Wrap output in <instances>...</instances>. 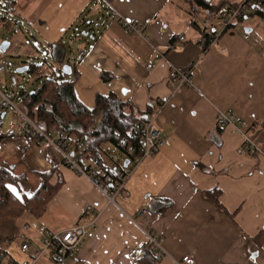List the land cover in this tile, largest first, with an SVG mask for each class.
Returning a JSON list of instances; mask_svg holds the SVG:
<instances>
[{"label":"crops","instance_id":"crops-1","mask_svg":"<svg viewBox=\"0 0 264 264\" xmlns=\"http://www.w3.org/2000/svg\"><path fill=\"white\" fill-rule=\"evenodd\" d=\"M110 2L114 13L101 0H15L16 28L30 37L37 35L46 56L28 40L29 47L14 58L21 65L41 59L42 69L57 70L60 65L50 59V45L64 42L78 24L81 32L68 37L70 44L83 43L77 57L65 46L70 52L66 62L79 74L75 82L79 100L91 108L96 93L113 92L128 100L134 111L144 112L149 104L144 118L154 117L165 141L141 159L115 203H109L92 181L59 164L43 148L29 147L28 134L17 140L3 138L0 166L24 175L7 184L22 203L40 186L38 172L54 168L50 182L60 177L63 184L36 220L0 210V239L15 237L0 245L25 261L20 245L28 240L39 244L40 226L62 230L93 220V236L75 259L44 264H135L138 259H130L127 252L145 240L146 231L160 234L171 256L192 254L195 264H264V242L259 245L254 239L264 235V30L244 16L237 27V22L226 29L224 22L212 23L208 35V28L190 23L194 14H200V26L208 18L206 12L187 0ZM210 2L228 5L241 0ZM120 17L136 22L146 39L127 30ZM149 62L151 69L146 67ZM174 67H190V84L177 86L169 76ZM101 71L113 78L103 82ZM227 109L246 123L242 130L218 126V112ZM245 134L260 150L248 151ZM215 188L221 191V206L204 193ZM157 197L168 198L172 207L162 214L150 212L149 203ZM154 264L172 261L164 257Z\"/></svg>","mask_w":264,"mask_h":264},{"label":"trees","instance_id":"trees-1","mask_svg":"<svg viewBox=\"0 0 264 264\" xmlns=\"http://www.w3.org/2000/svg\"><path fill=\"white\" fill-rule=\"evenodd\" d=\"M187 1L204 10L206 17L215 15L218 8L224 5V2L213 3L210 0ZM255 2L260 4L251 6L248 9H240L235 21L243 20L244 16H257L264 19V0H255ZM13 4L14 1L9 2L11 8ZM237 5L228 4L231 8H235ZM190 23L197 29L198 27L208 28V35L212 34L210 32L213 26L212 23L206 26L201 23L199 26L196 17ZM233 24L234 22L228 25L225 24V29ZM66 49L65 43L61 39L50 45L49 55L54 62L60 65L57 68L59 75L52 72V75H49L38 87L26 95L24 104L21 107L26 115L32 121L41 125L45 131L50 132L52 129H57L60 133L67 136L68 140L80 138L82 132L91 127L90 136L86 140H82L85 158L81 163L85 164L86 161H91L100 171L107 172L109 167L104 166L103 162L111 159L112 153H116L125 158V160H129V168L133 167L143 153V126L147 120L144 118V113L151 110V105L148 104L144 112L134 111L132 104L128 100H122L115 93L109 92L106 95L96 93L93 107L85 106L75 92V82L79 76L76 67H72L71 75L64 74L61 71V64L67 54ZM42 66H35V63L31 62L27 71L40 75ZM99 76L103 82H109L113 78V75L105 71H101ZM127 107H130V110ZM140 126H142V129H139ZM5 137H7L6 133H0V141ZM101 145L105 147L104 151L99 149ZM130 150L131 152L129 153ZM54 172V168L46 172H38L37 174L41 179L40 186L32 195L25 197V202L22 203L9 190L7 184L17 183L24 179V175H13L9 170L0 166V210L10 211L19 218L24 214L30 215L34 220L41 217L46 211L48 203L63 184V180L60 177L56 183L50 182ZM127 178L128 176L123 173L121 180L124 179V184ZM204 193L215 204L221 206L218 201L221 191L218 188L206 190ZM171 207V200L157 197L150 201L148 209L154 214H162ZM14 239V236L9 235L4 239H0V243L9 244ZM254 239L257 244L261 245L264 242V235L258 234ZM0 250L5 251L1 245ZM155 262L152 254L145 253L135 261V264H154ZM0 264H4V260H0Z\"/></svg>","mask_w":264,"mask_h":264},{"label":"built area","instance_id":"built-area-1","mask_svg":"<svg viewBox=\"0 0 264 264\" xmlns=\"http://www.w3.org/2000/svg\"><path fill=\"white\" fill-rule=\"evenodd\" d=\"M10 1L15 0H0V15H4V20L14 23V14L12 8L9 6ZM101 1L106 5L109 11L112 13L116 12L110 0ZM256 4L260 3L255 2V0H241L235 8H231L224 4L218 8L215 15L203 21L202 25L206 26L212 23L214 17L222 19L226 25L231 24L234 22L240 9H248ZM119 21L127 30L135 32L143 38L146 37L143 29L136 22L121 17ZM27 35V33L17 28L12 38L7 39L10 41L9 47L4 52L0 50L2 52L0 58V74L6 69L5 63L2 61L3 58L17 57L20 55V50L29 47ZM179 39L183 40L184 37L180 36ZM261 55L264 58V49L261 50ZM146 67L147 69H151L153 63L149 62ZM169 76L177 80V86L190 84V67L185 70L176 67L171 68ZM12 96L14 97V94H12ZM8 110H12L19 114L22 120L15 123L16 129L6 132V138L17 140L19 135L25 137V135L28 134L29 147L43 148L45 152L52 155L59 164L73 169L76 173L92 181L94 186L103 194L109 203H115V198L123 189L124 179L121 180L123 173L129 176L141 159L153 154L165 141V137L161 130L154 126V117L147 119L143 126V153L136 164L129 168L128 165L125 166L124 164L125 158L119 154L112 153L111 159L103 162L104 166L109 167L108 171L102 172L91 161H86L85 164L81 163L85 158V153L82 149V140H86L90 136L92 132L91 127L84 130L80 138H74L73 140H68V137L60 133L57 129L46 132L41 125L32 121L26 115L21 105L15 104L10 95L0 90V127ZM217 124L220 127L232 126L235 130H242L246 126V123L242 120H238L230 109L226 111L220 110L218 112ZM139 129H142V126H140ZM244 140L250 153H255V151L260 150L259 145L254 141L253 137L245 134ZM99 149L104 151L105 147L101 145ZM130 152L131 150L129 153ZM86 208L91 209L92 206L87 205ZM94 223L95 221L92 220L90 223L75 224L62 230H50L44 225L40 226L39 231L42 235L39 244H36L32 240H28L20 245V252L27 255L25 261H19L3 250H0V260H4V264H42L41 260L45 256L48 261L50 260L55 263L64 259L73 260L79 254L84 242L93 236ZM145 253L152 254L156 262L162 260L164 257H169L172 264L195 263V258L192 254H184L180 258L171 256L164 248L163 237L158 233L150 231L145 232V240L131 248L127 252V256L132 260H137Z\"/></svg>","mask_w":264,"mask_h":264},{"label":"rangeland","instance_id":"rangeland-1","mask_svg":"<svg viewBox=\"0 0 264 264\" xmlns=\"http://www.w3.org/2000/svg\"><path fill=\"white\" fill-rule=\"evenodd\" d=\"M194 12V11H193ZM204 14V13H202ZM84 15V14H83ZM81 14V16H78L79 18L83 16ZM193 16L196 17V19H198L197 21H199L202 18V15L198 14H194ZM4 15H0V42L4 39H9L12 38V36L14 35V32L16 31V26L12 21H7L3 19ZM85 17V16H84ZM83 17V18H84ZM212 23L214 24H220V22H223L222 19L218 18V17H214L213 18ZM248 21H251L252 23H256L255 27L259 28V29H263L264 30V19H261L257 16H250V19H248ZM242 23L241 21H238L236 24V21L234 20V25L236 24V27ZM74 25V32L80 31L81 32V27H76L78 24H73ZM76 27V28H75ZM74 32H70L68 34V36L64 39V42L66 44V46L73 52V54H75V58L77 57L76 53H77V48L78 46H80L81 43L79 40H73V42L70 44L68 42V40L70 38H68L72 33L74 34ZM79 32V33H80ZM28 36V40H30L31 45L34 47V49L42 56H46V50L44 49V47L38 46L36 40H37V35L36 37H30ZM76 38V36H71ZM71 38V39H74ZM1 51H0V58H1ZM69 55L70 52L67 53L66 58H64L65 60L63 62L69 61ZM74 58V59H75ZM51 59V58H50ZM52 60V59H51ZM2 61L5 63V71L0 74V90L8 95H10L14 101L15 104L17 105H21L23 106L24 101H25V97L28 93H30L32 90H34L36 87H38L44 80L45 77H47L48 75H52L50 72H54L56 75H59V72L57 70H55L53 68V70L48 67H46L45 69H42V72L40 71V75L32 73L31 71H25L23 73H17L15 71V69L17 67H19L22 62L19 60V58H3ZM35 63V66H42L43 63L41 61V59H35L34 61H32ZM70 62H72V59H70ZM31 63V61H27V66ZM13 78H14V82H13ZM12 94H14V97L12 96ZM222 111V110H221ZM226 111V110H224ZM21 116L19 114H17L16 112L12 111V110H8L6 112L5 117L2 120L1 123V127H0V131L1 133H6L7 131H11L13 129H16L15 127V123L20 122ZM45 130V129H44ZM47 132V131H46ZM21 135H19L18 139L20 138ZM9 139V138H8ZM11 140V139H10ZM37 224V223H36ZM33 227V226H32ZM37 236H35L34 238H36ZM47 257L45 256L44 258H42L41 263L44 264L46 262H48V260L46 259Z\"/></svg>","mask_w":264,"mask_h":264},{"label":"water","instance_id":"water-1","mask_svg":"<svg viewBox=\"0 0 264 264\" xmlns=\"http://www.w3.org/2000/svg\"><path fill=\"white\" fill-rule=\"evenodd\" d=\"M9 45H10L9 40H7V39L2 40L0 42V50L4 52L9 47ZM27 69H28L27 65H20L19 67H17L15 69V71L17 73H23V72L27 71ZM61 71H62V73L67 74V75L71 74L72 68H71V65L69 64V62H64L61 64ZM13 82H14V78H13ZM128 162H129V160L126 159L124 162L125 166L128 165Z\"/></svg>","mask_w":264,"mask_h":264},{"label":"bare ground","instance_id":"bare-ground-1","mask_svg":"<svg viewBox=\"0 0 264 264\" xmlns=\"http://www.w3.org/2000/svg\"><path fill=\"white\" fill-rule=\"evenodd\" d=\"M71 75V74H70ZM96 222V221H95Z\"/></svg>","mask_w":264,"mask_h":264}]
</instances>
